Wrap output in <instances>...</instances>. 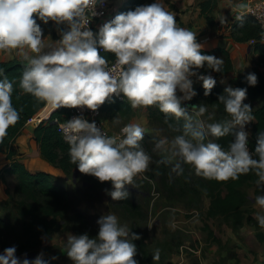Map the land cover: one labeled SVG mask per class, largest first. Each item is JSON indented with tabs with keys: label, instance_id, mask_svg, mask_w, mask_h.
<instances>
[{
	"label": "clouds",
	"instance_id": "clouds-1",
	"mask_svg": "<svg viewBox=\"0 0 264 264\" xmlns=\"http://www.w3.org/2000/svg\"><path fill=\"white\" fill-rule=\"evenodd\" d=\"M229 2L241 10L236 19L243 20V0ZM104 3L105 0H0V51L14 50L26 62L18 78L19 87L55 110L86 106L96 111L121 93L133 108L158 107L168 127L178 133L171 140L163 136L155 142L156 149L167 153L158 163L175 160L170 177L172 173L182 175L183 164L191 166L198 176L218 181L254 173L260 190L254 196V206L259 209L254 215L264 227V130L259 131L255 149L250 151L245 125L254 121L255 115L251 105L245 103L247 88L227 86L225 94L218 96L228 114L223 120H212V113L202 118L207 112L205 103L192 105L189 112L182 101L197 95L192 77L202 81L204 95L208 96L216 78L198 70L206 65L223 72V58L202 52L204 45L198 42L197 34L178 24L176 13L164 6V0L118 13L94 33L89 21L100 14L97 5ZM38 19L44 24L55 22L60 39L46 42L48 37ZM101 50L113 53L115 59L109 61ZM15 79L0 67V145L9 127L20 119L13 104ZM246 79L250 85L257 83L255 73H248ZM169 116L183 118L182 126L173 125ZM118 119L119 115L114 121ZM60 128L69 145L70 162L101 182L111 181L108 194L113 200H125L126 185H134V178L149 169L152 156L141 143L145 130L139 123L124 124L120 134L108 135L95 121L74 116ZM228 135L232 139L227 149L214 139ZM97 223L95 237L87 232L67 235V256L73 264H138L133 240L139 239V234L121 224L112 211L101 215ZM158 257L157 249L153 259ZM0 264L48 262L41 255L32 262L27 257L21 260L12 245L0 253Z\"/></svg>",
	"mask_w": 264,
	"mask_h": 264
},
{
	"label": "trees",
	"instance_id": "trees-1",
	"mask_svg": "<svg viewBox=\"0 0 264 264\" xmlns=\"http://www.w3.org/2000/svg\"><path fill=\"white\" fill-rule=\"evenodd\" d=\"M147 0H125L119 11L126 12L135 9L139 5H143ZM214 6V0H208L201 3L202 13L206 14ZM111 17L109 20L115 17ZM243 20H236L232 27V34L236 41L246 42L251 39H259L260 27L258 22L250 15L243 16ZM208 22L212 23L211 17L207 16ZM41 24L46 34V25L43 21L37 20ZM179 24V20L177 19ZM255 49L260 53V65L264 66V43L256 42ZM204 52V51H202ZM109 61L115 59L114 54L110 52H103ZM24 61L14 58L9 61L0 62V67H3L5 73L14 80L13 88V104L20 112V119L14 126L8 129V135L4 138V143L0 145V152L7 153V157L13 160L17 156V149L15 141L17 137L23 132L27 121L42 112L46 108L43 101L36 100L31 94L25 93L19 87V76L25 66ZM232 69V65L227 63L223 65V72H216L204 66L201 72L210 74L211 71L216 75H221ZM248 73H255L257 75V83L250 85L247 82ZM237 87L247 88V96L245 103H249L253 109L255 120L252 122V128L248 143L252 151H254L257 136L259 131L264 130V75L258 71H247L240 75L237 81ZM226 87L220 83H216L212 92L204 95L203 84L199 86L197 95L194 96L192 102L194 105L205 103L207 105V112L203 114L202 118L207 119L208 113H212V120H223L228 117L224 110L223 104L219 101L218 96L224 93ZM260 101L258 106H254L253 102ZM215 104V107L213 106ZM104 108V105H103ZM151 124H161L169 134L174 137L178 134L175 130L168 127L165 123L164 116L158 107L147 106ZM191 112V111H189ZM69 115V107H61L54 110L51 115L44 119L34 129V140L39 146L41 155L48 160L52 165L61 169L66 177H58L53 174L39 171L33 173L27 167L14 160L13 163L6 167L2 173H11L16 176V184L14 188H8V198L0 204V248L4 250L6 247L15 245L17 256L26 253L37 252L43 248V241L46 237L53 235L60 230L72 229L76 234L89 232L91 228V217L82 212L77 206V199L80 198L81 193H97L101 189L110 185L111 181L101 182L97 177L82 173L70 162L68 143L63 139L62 134L58 130V124L55 122L64 121ZM169 121L173 125L182 126L183 118L177 119L174 116H169ZM225 149L228 148L229 141L232 139L231 135L214 138ZM163 161V160H159ZM160 177L166 181L171 180L168 187L174 192L176 188L178 192L184 194L185 191L191 196H201L206 194L210 198L209 208L207 214L209 217H222L230 223L234 231H239L244 226L245 221L248 224L254 225L257 230H260V225L252 217V213L247 215V204L251 201L249 194L246 193V187L256 186L255 180L257 177L254 173L241 174L237 180L218 181L215 179H208L198 176L194 172L195 179L188 178V182L184 183L182 179L168 177L169 165L168 162H159ZM171 167V166H170ZM80 180L84 183L81 189L73 190L69 185L71 179ZM171 178V179H170ZM72 180V181H73ZM257 194L260 190L257 188ZM124 202V209L131 213L136 210L139 214L141 207L131 201L128 197L125 200H118ZM252 207V205H251ZM253 209V208H252ZM254 211V209H253ZM209 235L214 237L212 230H209ZM257 237L264 240L263 234L259 231ZM133 243L137 246L136 258L141 264H157L154 263L147 252V244L144 240L135 239ZM50 261H48V264ZM198 264V263H191ZM260 264H264L262 261Z\"/></svg>",
	"mask_w": 264,
	"mask_h": 264
},
{
	"label": "rangeland",
	"instance_id": "rangeland-1",
	"mask_svg": "<svg viewBox=\"0 0 264 264\" xmlns=\"http://www.w3.org/2000/svg\"><path fill=\"white\" fill-rule=\"evenodd\" d=\"M50 109L49 106H46L41 115L48 118ZM27 126L35 127L33 124ZM115 126V132L119 131L121 127ZM107 129L111 135L114 134L108 126ZM119 133L120 131L117 134ZM163 136H167L169 140L173 137L161 124L150 123L149 128L145 130L144 139L141 141L145 150L152 156L149 169L134 178V185H126L128 198L141 207L139 214L136 210L133 213L127 211L122 204L124 202L112 199L108 194L112 189L111 182L108 187L97 193L80 194V198L77 199V206L91 217L90 222L92 224L88 232L89 236L95 237L98 234V218L112 211L118 216L121 224L126 225L131 232L139 234V238L145 241L148 255L157 264H230L234 262L232 253H235L236 249L241 258L239 264H247L245 259L248 255L253 257L259 255L261 251L262 255L260 254L259 257L263 259L264 244L262 245V242L264 240L261 241L257 237L259 231L264 236L262 227L257 230L254 225L248 224L256 230L254 235L260 243L259 248L262 249L249 253L247 244L242 245L237 242L231 245V240H229L230 232L235 233L239 239L244 237L241 233L242 227L239 231H234L230 223L224 218L208 216L210 198L206 194L193 197L186 191L181 194L178 192V188L173 193L169 190L168 185L171 180L164 181L160 177L161 171L158 163L159 160H164L167 153L155 148L156 140ZM173 163L175 160L168 162V177ZM183 167L184 173L179 176L172 173L173 177L181 178L184 183L188 182L189 177L195 179L193 177L194 169L187 164H183ZM72 180L71 189L78 190L84 186L80 180L76 181V176L75 180ZM245 190L250 197L257 194V186H249ZM246 210L247 215L253 213L251 201L247 204ZM209 230L213 231L214 237L209 235ZM70 233L76 234L72 229L57 231L45 238L42 249L18 257L21 260L27 257L32 262L38 255H41L44 260L50 261L49 264H73L71 258L67 256L66 249V239ZM157 249L159 250V257L153 259V254ZM2 252L3 250L0 248V253ZM134 258L138 264H141L136 255Z\"/></svg>",
	"mask_w": 264,
	"mask_h": 264
},
{
	"label": "crops",
	"instance_id": "crops-1",
	"mask_svg": "<svg viewBox=\"0 0 264 264\" xmlns=\"http://www.w3.org/2000/svg\"><path fill=\"white\" fill-rule=\"evenodd\" d=\"M124 1L125 0H111V17L119 11V8ZM206 1L208 0H164V6L169 11L176 13V19L179 20L180 26L190 28L197 34L198 42L204 45L201 51L223 58L224 65L227 63L232 65V69L230 71L221 75H216L215 72L211 71L210 74L216 78L218 83L225 87H237V81L239 80L240 75L247 71H258L264 75V66H261L259 63L260 53L255 49V44H252L250 40L246 42H239L233 37L232 27L237 20L236 16L241 14V10L233 8L229 0H214V6L212 9L206 14H203L201 3ZM153 2L154 0H147L143 5ZM243 2L246 7L243 9L242 14L243 16L249 15L248 11H246V1L243 0ZM207 16L211 17L212 23L208 22ZM60 27L64 28L66 26L61 25ZM44 36L48 37L46 42L49 43L60 39V33L57 30L55 22L49 20L46 25V34ZM14 58L20 59L15 54L14 50L7 53L0 51V62L9 61ZM202 70H204V67L200 68L198 71L201 72ZM192 79L194 82L193 87L197 91L202 81L197 80L195 76H193ZM177 94L182 95L179 91ZM193 98L190 101H182V104L187 106L189 111H191L192 105H194L192 102ZM263 101L264 98L261 102ZM261 102L255 101L253 104L254 106H258ZM103 105L102 120L104 121L106 127L108 126V128L114 132L113 135H116L120 131L119 129V131L115 132V125L122 127L124 124L135 122L139 123L144 130H147L150 126L151 120L147 106H138L137 108H133L123 93L119 96L113 95L112 99L106 100ZM118 115L119 119L114 121V118ZM252 122L245 125V130L249 132V137ZM34 129L35 127L26 125L23 132L17 137L15 141L17 156L13 160L8 159L7 153L0 152V174L6 167H9L14 160H17L23 163L27 169L33 173L44 171L55 176L65 178L66 175L61 169L52 165L41 155L39 146L34 140ZM16 181L17 179L15 175L11 173H2L0 179V204L8 198L7 189L14 188ZM69 185L71 186V181H69ZM250 200L252 208L254 209L251 215L257 221L254 214L259 209L254 206V197H250ZM250 226L251 225H248L245 221L241 231L244 237H240V239L236 237V234L233 232H230L228 235L230 238L229 240H231V245H234L237 242L242 245L245 243L248 246L249 253L262 250L259 248L260 243L254 235L256 230ZM261 229L264 231V227ZM263 244L264 242H262V245ZM260 254L262 255V251ZM259 255H255L253 257L248 255L245 259L246 263L260 264L264 261V257L263 259H260ZM232 257L234 262L230 264H239V259L241 258L237 249L235 253H232Z\"/></svg>",
	"mask_w": 264,
	"mask_h": 264
},
{
	"label": "built area",
	"instance_id": "built-area-1",
	"mask_svg": "<svg viewBox=\"0 0 264 264\" xmlns=\"http://www.w3.org/2000/svg\"><path fill=\"white\" fill-rule=\"evenodd\" d=\"M245 1L247 3L246 11H248V14L252 16L258 22L259 27H260L259 39L258 40L251 39L250 42L252 44H256V42H259V41L264 43V36H262V33H264V0H245ZM111 7H112L111 0H105V3L103 5H100V4L97 5V12L100 14L92 17L88 25L93 30L94 33H97L99 30V27L103 23L108 21V19L111 18V14H112ZM102 107L103 105H101L96 111L88 109L86 106L83 108H80V107L70 108L69 107V115L66 120L71 119L74 116H83L84 118L88 119L90 122L95 121L97 126L103 129L106 134L111 135L104 121L102 120ZM41 114L42 112L31 117L27 121L26 125L33 124L35 127L38 126L44 119L47 118V116H44V115L42 116ZM64 121H58L57 119L55 120V122L58 124V130L62 134L63 139H64V135H63V130L60 128V124L63 123ZM248 147L250 151H252L249 146V143H248Z\"/></svg>",
	"mask_w": 264,
	"mask_h": 264
},
{
	"label": "bare ground",
	"instance_id": "bare-ground-1",
	"mask_svg": "<svg viewBox=\"0 0 264 264\" xmlns=\"http://www.w3.org/2000/svg\"><path fill=\"white\" fill-rule=\"evenodd\" d=\"M53 110H54V109L51 108L49 112L51 113Z\"/></svg>",
	"mask_w": 264,
	"mask_h": 264
},
{
	"label": "water",
	"instance_id": "water-1",
	"mask_svg": "<svg viewBox=\"0 0 264 264\" xmlns=\"http://www.w3.org/2000/svg\"><path fill=\"white\" fill-rule=\"evenodd\" d=\"M246 4H247V3H246ZM77 172H78V171H76L75 176L77 175Z\"/></svg>",
	"mask_w": 264,
	"mask_h": 264
}]
</instances>
